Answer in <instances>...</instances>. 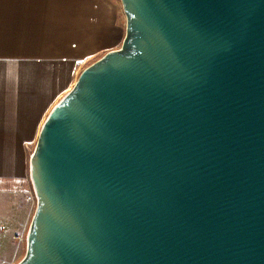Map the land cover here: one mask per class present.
<instances>
[{
	"label": "water",
	"instance_id": "obj_1",
	"mask_svg": "<svg viewBox=\"0 0 264 264\" xmlns=\"http://www.w3.org/2000/svg\"><path fill=\"white\" fill-rule=\"evenodd\" d=\"M121 4L40 127L18 264H264V0Z\"/></svg>",
	"mask_w": 264,
	"mask_h": 264
},
{
	"label": "crops",
	"instance_id": "obj_2",
	"mask_svg": "<svg viewBox=\"0 0 264 264\" xmlns=\"http://www.w3.org/2000/svg\"><path fill=\"white\" fill-rule=\"evenodd\" d=\"M125 33L121 0H0L2 230L17 219L14 201L24 213L15 197L31 186L42 123L85 68L121 47Z\"/></svg>",
	"mask_w": 264,
	"mask_h": 264
},
{
	"label": "rangeland",
	"instance_id": "obj_3",
	"mask_svg": "<svg viewBox=\"0 0 264 264\" xmlns=\"http://www.w3.org/2000/svg\"><path fill=\"white\" fill-rule=\"evenodd\" d=\"M33 150L31 149V155ZM15 199L19 204L24 202V213L22 214L19 206L15 205L16 201H14V211H16V214H14L17 215V219L14 218L13 221L14 225L11 229L4 228L2 230L0 228V264H18L25 256L27 235L37 206L32 183L29 191L21 192ZM26 207H28V212L25 210Z\"/></svg>",
	"mask_w": 264,
	"mask_h": 264
}]
</instances>
